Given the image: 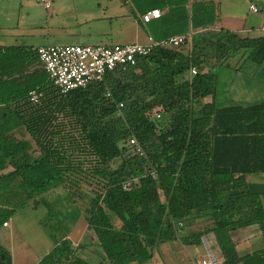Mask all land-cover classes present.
<instances>
[{"label":"trees","instance_id":"16d2710c","mask_svg":"<svg viewBox=\"0 0 264 264\" xmlns=\"http://www.w3.org/2000/svg\"><path fill=\"white\" fill-rule=\"evenodd\" d=\"M131 2L140 15L164 11L147 24L150 37L190 33L183 44L189 50L155 48L135 66L115 68L99 83L61 94L36 48L0 46V118L15 116L34 144L32 149L0 122V228L60 186L107 264H143L163 243L199 244L209 233L221 264H264V192L246 182L249 175L264 174V100L218 103L214 72L236 57L248 63L243 72L263 70L264 36L213 30L211 0H192L189 8L187 0ZM31 92L37 103L30 101ZM156 108L159 117L151 116ZM80 184L93 187L85 214L75 201ZM60 218L52 229L42 224L52 248L36 264H90L69 239L66 215ZM201 219V230L180 236ZM251 227L263 249L241 256L231 235ZM0 264H12L1 244Z\"/></svg>","mask_w":264,"mask_h":264},{"label":"rangeland","instance_id":"374dc122","mask_svg":"<svg viewBox=\"0 0 264 264\" xmlns=\"http://www.w3.org/2000/svg\"><path fill=\"white\" fill-rule=\"evenodd\" d=\"M217 1L220 2L219 15L224 12V9L228 10L232 7V4L237 3V0ZM118 3L121 4L120 1ZM123 7L127 13L128 7ZM121 24L122 26H120ZM112 25V37H109V40L102 44H129L133 42L134 24L130 15L126 16L124 21L119 20ZM74 32H76L74 24L69 27L67 20H62V17L54 15L51 8L45 9L37 0H0V44L33 47L39 45H67L72 40V37L69 36L70 33ZM179 50L186 53L189 50V45H183ZM238 60L237 57L228 60L231 69L219 66L214 70L218 74L216 99L220 104L225 103L221 99L227 100L229 98V91H231L230 94H236L235 100L238 98V102L245 104L264 98L262 97L264 95L261 94H264V69L257 68L251 73L243 72L244 68L248 67V63ZM233 67H236L237 70H233ZM219 94H221L220 98ZM152 112L160 113L161 109L156 108ZM1 121L8 126V133L14 134L18 140L25 141L33 149L34 144L29 134L15 116H10L6 119L0 118ZM255 186L257 187H253V190L264 191V184ZM92 191L93 187L85 184H80L76 190L75 201L83 214L91 206ZM68 196L69 194L66 190L58 186L37 197L38 201H40V205L37 208L27 206L18 210L9 219V227L0 228V244L11 251L13 257L19 256L24 250H29L33 251L37 258H41L45 255L44 252L52 246L48 236L49 230L42 224H46L48 228L51 226L50 229H52L53 224L62 219L60 214L66 215L65 223L69 229V237L71 236L75 242L80 239V242L85 243V245L91 244V241H94V237L91 232H85V221L82 216L78 218L75 216V207L71 205V199ZM44 202L49 205V211L53 215V219H50L48 208L43 205ZM68 214L69 216H67ZM80 220H83V223L81 222L77 230ZM193 225L182 229V235H188L186 231L198 232L205 226L202 225L195 230ZM72 232L75 235H72ZM82 234L84 235L82 236L83 238H81ZM173 252L172 259L174 262L180 260V258H183V261L189 260V255L184 248L175 247ZM170 256L169 253L167 258L169 259ZM88 262L96 264L95 261L89 260ZM147 264L150 263L148 262Z\"/></svg>","mask_w":264,"mask_h":264},{"label":"crops","instance_id":"0c3cea01","mask_svg":"<svg viewBox=\"0 0 264 264\" xmlns=\"http://www.w3.org/2000/svg\"><path fill=\"white\" fill-rule=\"evenodd\" d=\"M51 1V0H50ZM121 2V4L118 3ZM192 0H187L186 7H190V3ZM215 4L216 9V22L212 27L213 30L224 29L231 32H235L242 38H259L264 36V0H237L236 4H232L231 8L228 10L224 9V12L219 15L220 2L217 0H211ZM226 2V1H225ZM58 4V5H57ZM254 4L256 7L260 9L259 13H251L249 11V5ZM236 5L238 6L236 7ZM123 6H127V13ZM54 15H58L62 17V20H67L69 22V27L73 24L76 26V32L70 33L69 36L72 37L70 40V44L67 45H80V46H111L102 44L103 42H107L109 37H112L113 31V23L118 22L119 20L124 21L126 16L130 15L133 18L134 24V40L131 43L136 44H146L148 42V37L150 36L149 30L147 28V24H143L140 21V14L131 0H56L52 1L50 7ZM45 8V9H49ZM161 15L163 14V10H159ZM160 15V16H161ZM64 16V18H63ZM73 23V24H72ZM124 24V23H123ZM122 26V24L120 25ZM71 32V31H69ZM190 33H188L189 35ZM130 44V43H129ZM60 45V46H67ZM0 46H19V45H4L0 44ZM40 46H57V45H39L34 48ZM28 47V46H26ZM33 47V46H31ZM219 67V66H218ZM217 68L214 67V70ZM228 69H231L230 66ZM216 73V72H215ZM216 75H218L216 73ZM264 86V85H263ZM232 87V86H230ZM225 93V92H224ZM231 91L228 92L229 98L227 100H223L225 103L227 102H236L241 103L235 100L236 94H230ZM264 95L263 93H261ZM219 94V98H220ZM237 97V96H236ZM264 97V96H262ZM259 99V98H258ZM217 100V99H216ZM264 98H260L257 101H262ZM218 101V100H217ZM253 103V102H252ZM245 104V103H244ZM159 109V108H158ZM264 174H253L246 177V182L249 187L253 190V187H257L255 185H263L264 184ZM256 191V190H254ZM259 192V191H256ZM264 192V191H263ZM84 220V218H82ZM78 223L77 230L79 229L81 222ZM85 221V220H84ZM205 225L204 220H197L193 227L199 228L200 226ZM9 223L7 222L6 226L2 228H8ZM85 232H90L88 227L85 225ZM76 230V231H77ZM188 230V229H187ZM190 232V231H189ZM75 233V232H74ZM188 234V231H186ZM180 236L182 235V231H180ZM72 235L73 234L72 232ZM83 234L81 238H83ZM206 237L208 239V249L209 253L214 255L219 263L222 262V257L220 255V250L216 245L214 236L209 233L200 237L199 244H184L181 239L163 243L159 247H157L153 251L152 258L147 261L150 264H196L199 258L205 257L207 252L205 247L202 244L201 239ZM232 241L236 244V250L239 255H245L252 253L253 251L263 249V244L261 241V237L259 232L255 227H251L248 229H243L237 232H234L231 235ZM69 239L72 241L74 246H78V255L85 261H95L96 264H107L104 261L103 253L100 249L92 246L93 240L91 244L85 245V243L80 242V239L75 242L70 236ZM175 247L184 248L187 254L189 255L188 261H183V258L180 260L173 261L172 257L174 255L173 249ZM52 248H48L45 254L49 252ZM211 249V250H210ZM12 264H36L40 257L37 258L33 251L24 250L19 256H14L12 252ZM169 259L167 255H169ZM43 255V254H42ZM89 263V262H88ZM146 263V264H147Z\"/></svg>","mask_w":264,"mask_h":264},{"label":"built area","instance_id":"2783aa9c","mask_svg":"<svg viewBox=\"0 0 264 264\" xmlns=\"http://www.w3.org/2000/svg\"><path fill=\"white\" fill-rule=\"evenodd\" d=\"M44 8H49L50 0H37ZM251 13H259L260 9L254 4L249 5ZM161 13L158 9H151L140 16V21L147 24L154 19H158ZM189 35L172 36L164 40L156 41L148 37L146 44H115L111 46H40L36 48L37 56L43 65L49 78L61 94L70 91L83 89L93 83L103 80L105 74L115 68L123 66H135L137 61L148 56L155 48L169 47L177 48L182 46ZM191 75L196 74L194 68ZM109 96V93H106ZM32 103H37L38 95L35 92L29 94ZM122 104H119L121 107ZM151 116L159 117L157 112H151ZM135 143L134 139L129 140V145ZM136 152H139V150ZM130 182L123 184L124 189H128ZM4 223L3 226H6ZM181 223H178V227ZM202 244L206 249V256L198 259L196 264H220L217 258L209 253L208 239L202 238Z\"/></svg>","mask_w":264,"mask_h":264}]
</instances>
